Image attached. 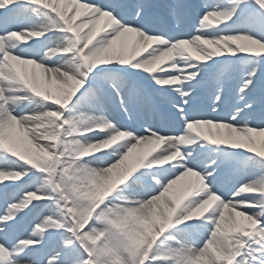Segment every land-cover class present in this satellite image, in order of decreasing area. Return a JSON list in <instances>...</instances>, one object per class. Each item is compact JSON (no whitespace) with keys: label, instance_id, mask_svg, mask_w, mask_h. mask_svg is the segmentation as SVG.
Returning <instances> with one entry per match:
<instances>
[{"label":"snow or ice","instance_id":"6c2138e0","mask_svg":"<svg viewBox=\"0 0 264 264\" xmlns=\"http://www.w3.org/2000/svg\"><path fill=\"white\" fill-rule=\"evenodd\" d=\"M0 264H264V0H0Z\"/></svg>","mask_w":264,"mask_h":264},{"label":"bare ground","instance_id":"6f19581e","mask_svg":"<svg viewBox=\"0 0 264 264\" xmlns=\"http://www.w3.org/2000/svg\"><path fill=\"white\" fill-rule=\"evenodd\" d=\"M63 7V5H61ZM69 14L71 15V11L69 12ZM28 70L29 72L31 73V70H32V66H28ZM39 70H37L38 72ZM44 87L48 88L49 90L51 91H55V86L54 85H47V84H44Z\"/></svg>","mask_w":264,"mask_h":264},{"label":"clouds","instance_id":"9594fccd","mask_svg":"<svg viewBox=\"0 0 264 264\" xmlns=\"http://www.w3.org/2000/svg\"><path fill=\"white\" fill-rule=\"evenodd\" d=\"M157 143H159V141H157ZM170 147H171V145H170Z\"/></svg>","mask_w":264,"mask_h":264}]
</instances>
